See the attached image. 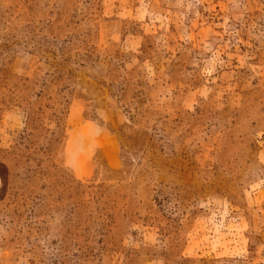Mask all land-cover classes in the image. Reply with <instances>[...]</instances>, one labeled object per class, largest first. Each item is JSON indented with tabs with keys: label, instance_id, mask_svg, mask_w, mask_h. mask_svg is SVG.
Masks as SVG:
<instances>
[{
	"label": "rangeland",
	"instance_id": "obj_1",
	"mask_svg": "<svg viewBox=\"0 0 264 264\" xmlns=\"http://www.w3.org/2000/svg\"><path fill=\"white\" fill-rule=\"evenodd\" d=\"M0 264H264V0H0Z\"/></svg>",
	"mask_w": 264,
	"mask_h": 264
}]
</instances>
